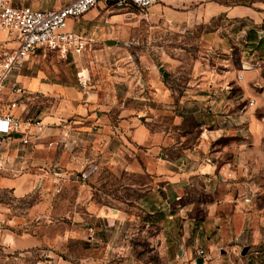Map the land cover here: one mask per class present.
I'll return each instance as SVG.
<instances>
[{"label":"crops","instance_id":"crops-1","mask_svg":"<svg viewBox=\"0 0 264 264\" xmlns=\"http://www.w3.org/2000/svg\"><path fill=\"white\" fill-rule=\"evenodd\" d=\"M242 1L160 0L147 11L129 5L116 13L101 2L82 20L69 24L71 31L79 23V28H92L106 39V46L95 41V56L102 62L88 91L49 82L43 74L28 77L20 70L11 76L43 95L42 103L28 107L45 128L31 144L16 141L0 152V264H70L60 255L62 250L58 254L53 248L63 247L70 237L100 240L98 228L85 222L76 228L57 226L56 238L48 231L57 220L58 187L62 182L70 185L86 165L98 166L102 154L115 170L144 172L176 190L187 180L195 186L203 183L208 191L218 187L224 194V182L238 176L224 180L228 170L221 139L240 138L246 122L254 137L264 130L257 115L264 110V86L260 79L257 85L249 81L261 68L241 70L246 56L256 58L258 65L264 61V3ZM21 4L51 7L47 0ZM186 37L194 38V53L189 62H182L176 56L185 52ZM140 75L145 79L138 80ZM248 98L254 104L243 111ZM133 146L140 151V159L134 161ZM209 157L215 158L211 164L205 162ZM91 208L100 212L96 203ZM215 208L210 206V211ZM244 220L241 214L235 218L239 236L246 229ZM255 225L252 244L243 246V254L264 241ZM211 246L217 249V242ZM252 257L253 264H264L263 249Z\"/></svg>","mask_w":264,"mask_h":264},{"label":"rangeland","instance_id":"rangeland-1","mask_svg":"<svg viewBox=\"0 0 264 264\" xmlns=\"http://www.w3.org/2000/svg\"><path fill=\"white\" fill-rule=\"evenodd\" d=\"M28 1L19 0L25 4ZM47 1L50 8L43 6L36 9L59 8L72 0H62L57 6L55 4L59 0ZM228 1L234 4L242 0ZM108 7L111 13L122 10ZM78 25L75 23L72 29L92 40L89 51L84 55H69L66 59L56 54L38 52L19 73L28 77L43 74L44 80L83 91L79 76L88 78L89 85L91 79L94 80L98 72L97 65L99 61L102 62L95 56V41L99 39L106 46V39L93 32L92 28L82 29ZM182 41L186 44H182L186 50L176 57L182 62H189L191 53H194V38L186 37ZM5 47H13V44H8L6 35L0 33V51ZM232 53L230 51L227 54ZM234 53L240 56L238 51ZM239 61L236 57L235 62ZM171 62L170 59L166 61L168 64ZM259 62L258 65L256 58L246 56L241 70L256 72L260 67L256 76L250 77L249 81L257 85L260 79L264 86V61ZM143 79L145 75L138 77L140 81ZM251 100L246 99L241 110L253 106ZM5 108L6 104H0V110ZM257 115L264 125V110ZM246 123L240 138L224 135L221 139L224 145V166L228 170L224 180L230 181L238 176L234 182H224L222 196L217 191L218 187L212 188L216 191L213 193L203 183L195 186L186 180L181 189L176 190L173 185L144 172H126L122 167L115 170L102 154L98 166L86 165L80 176L74 175L71 178L73 182L70 185L62 182L58 187L55 206L58 211L55 217L57 220L51 223L48 231L51 237L56 238L59 234L57 226L65 224L69 228H76L85 222L88 226L98 228L95 234L100 240L76 241L70 237L63 247H54L53 251L59 254L62 250L60 255L66 257L70 264H197L198 259H203V264H253L252 256L259 249L264 251V241L259 247L250 245L246 254L242 250L244 245L252 244L251 228L256 223L264 239V130L254 137ZM241 142L245 146H230ZM133 147L135 149H132L131 158L134 161L140 159V151L136 150V146ZM165 155L173 158L176 152H166ZM214 160L209 157L205 162L211 164ZM83 174H87L88 178H83ZM216 182L219 180L216 179ZM240 202L242 204L239 207ZM92 203L100 206L99 213L93 211ZM210 206L216 208L210 211ZM238 214L245 218L246 229L241 236L234 227ZM215 242L218 247L214 250L211 245ZM201 251L205 252L204 257H199ZM40 263H44V260H40Z\"/></svg>","mask_w":264,"mask_h":264},{"label":"built area","instance_id":"built-area-1","mask_svg":"<svg viewBox=\"0 0 264 264\" xmlns=\"http://www.w3.org/2000/svg\"><path fill=\"white\" fill-rule=\"evenodd\" d=\"M160 0H74L57 9L36 10L19 0H0V33L6 35L7 43L0 51V152L20 141L23 145L32 143L43 132V121L32 113L28 106L42 103L43 95L30 92L11 76L22 70L32 56L38 52L56 54L66 59L69 55H84L90 50L92 40L88 36L69 30L71 21H80L101 2L123 9L133 5L147 11ZM84 92L89 89V79L79 76ZM22 113L15 112L21 109ZM87 179L88 175L83 174ZM204 251L199 257H204ZM40 264V261L37 262Z\"/></svg>","mask_w":264,"mask_h":264},{"label":"water","instance_id":"water-1","mask_svg":"<svg viewBox=\"0 0 264 264\" xmlns=\"http://www.w3.org/2000/svg\"><path fill=\"white\" fill-rule=\"evenodd\" d=\"M244 253H246V250H244ZM203 262H204L203 259H198L197 260V264H203Z\"/></svg>","mask_w":264,"mask_h":264}]
</instances>
